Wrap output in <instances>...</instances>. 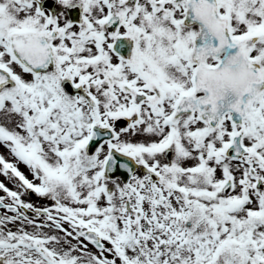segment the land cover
Here are the masks:
<instances>
[{
    "label": "snow or ice",
    "instance_id": "1",
    "mask_svg": "<svg viewBox=\"0 0 264 264\" xmlns=\"http://www.w3.org/2000/svg\"><path fill=\"white\" fill-rule=\"evenodd\" d=\"M0 264H264V0H0Z\"/></svg>",
    "mask_w": 264,
    "mask_h": 264
}]
</instances>
